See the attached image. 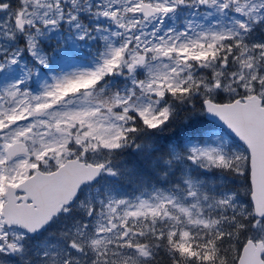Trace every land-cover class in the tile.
Wrapping results in <instances>:
<instances>
[{"label": "snow or ice", "instance_id": "6c2138e0", "mask_svg": "<svg viewBox=\"0 0 264 264\" xmlns=\"http://www.w3.org/2000/svg\"><path fill=\"white\" fill-rule=\"evenodd\" d=\"M0 264H264V0H0Z\"/></svg>", "mask_w": 264, "mask_h": 264}]
</instances>
